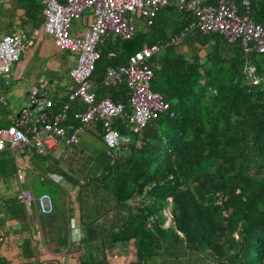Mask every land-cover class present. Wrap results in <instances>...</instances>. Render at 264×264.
I'll list each match as a JSON object with an SVG mask.
<instances>
[{"label":"trees","instance_id":"1","mask_svg":"<svg viewBox=\"0 0 264 264\" xmlns=\"http://www.w3.org/2000/svg\"><path fill=\"white\" fill-rule=\"evenodd\" d=\"M34 1L17 2L21 15L15 27L25 30L19 31L21 37L43 26L41 5ZM227 1L237 16L245 13L242 0ZM246 12L264 25V0H248ZM187 21L168 6L146 31L135 30L131 40L109 35L97 44L99 58L90 77L96 101L107 98L127 112L125 83L103 87L105 68L124 65L141 44L161 46ZM182 46L186 51L177 52ZM247 61L264 80V54L252 53ZM148 65L149 90L166 109L139 137L132 135L134 145L107 151L97 126L102 151L84 160L75 151L80 162L65 171L52 156H30L33 196L55 178L75 189L82 236L77 246H68L67 232L57 227L43 234V244L50 243L53 254L76 253L77 264H264L263 84L245 80L239 43L227 44L217 35L192 32L179 44L161 48ZM112 126L123 137L131 135L122 119ZM2 204L5 219L25 226L15 197ZM49 217H40L44 225ZM21 250L23 259L33 257L28 239Z\"/></svg>","mask_w":264,"mask_h":264},{"label":"built area","instance_id":"2","mask_svg":"<svg viewBox=\"0 0 264 264\" xmlns=\"http://www.w3.org/2000/svg\"><path fill=\"white\" fill-rule=\"evenodd\" d=\"M40 5L43 34L52 40L56 49L75 56V65L67 73L73 86L56 112L50 111L51 101L40 97L37 87H29L25 95L26 106L18 111L11 124L0 125V153L7 152L18 161L31 154L61 156L77 145L84 132L96 134L97 126L105 149L118 151L124 137L112 126L117 119H122L131 135L139 137L147 123L166 109L162 98L149 90L152 78L149 59L161 48L179 44L192 32L202 36L217 35L227 44L238 42L246 63L245 80L251 85L262 83L264 87V80L255 75L254 67L247 61L252 53L264 54V25L248 18V0L241 1L245 9L241 16H237L233 3L227 0H40ZM168 6L185 14L186 25L161 46L141 44L127 57L124 65L104 70L103 87L124 81L128 111L124 112L121 103H113L107 98L96 101L90 79L99 58L96 45L109 35L122 41L131 40L135 33L134 20H142L148 28L157 12ZM86 11L90 16L86 33L71 36L70 22L78 20ZM20 51L19 32L0 37V108L7 107L4 90L10 83L11 68ZM46 84L47 81L42 80L39 88ZM74 104L80 109L72 111ZM16 200L28 214L31 209L41 216L53 211L52 201L46 194L33 196L28 191H20ZM161 216L165 218L163 227H167L168 208L161 210ZM4 241L0 237V244Z\"/></svg>","mask_w":264,"mask_h":264},{"label":"crops","instance_id":"3","mask_svg":"<svg viewBox=\"0 0 264 264\" xmlns=\"http://www.w3.org/2000/svg\"><path fill=\"white\" fill-rule=\"evenodd\" d=\"M17 2L18 0H0V6H3L4 9L13 8L14 12H17L16 15L18 18L21 15V13L20 11L16 10V8L19 6ZM17 18H15V23H14L15 25L17 24L16 21ZM89 19L90 16L87 15V19L85 20V22H83L85 33L88 23L90 22ZM87 20H89L88 23ZM16 31L19 32L21 31V29L19 27H15L14 29L10 30L9 34H0V37L3 35H10ZM23 31L25 33V30ZM38 32L39 29L29 32L30 35L29 34L26 35L28 44L31 43L32 48H36V49L40 47V43H41V37L39 38L37 37ZM69 34L71 36L84 35V34H79L78 30L75 29L74 27H72L71 32L69 30ZM50 41H51L50 43L51 45L45 48V50L42 48V50L46 52V57L49 60L53 61L55 66L54 67L55 71L52 74H50L49 78L47 79V84L44 88L42 89L39 88L41 81L45 80L42 77H39L38 80H36L34 83L30 80L27 83L28 85L27 88L29 89V87L31 86L37 87L39 96L49 99L52 103L51 106L52 110L56 111L59 108V103L64 100L67 93L70 91V89L73 86V84L70 82V80L67 77V73L75 65V59H74L75 56L73 54L66 53L63 51L60 52L54 51L55 47L51 39ZM25 64H26V60L22 61V63H19L15 66L14 65L12 66L10 72V83L12 81L13 82L20 81L21 79L23 81L22 68L24 69ZM59 65L65 66L66 67L65 71H61ZM27 81H28V77H27ZM7 91L8 89L4 90L5 96H7ZM25 95L26 93L23 96L24 103H25ZM75 105L77 106V108L73 107ZM73 106L71 107L72 111L76 109L79 110L77 104H74ZM17 113L14 115V117L17 115ZM14 117L12 118V120L14 119ZM2 119L3 117L1 116L0 113V125H3ZM69 151L70 153L75 151L84 153L83 151L76 149V146L72 147ZM3 153L9 155L7 152H3ZM66 153L68 152H65L61 156L59 155L52 157L54 159H58L59 157H63ZM31 155H28L26 159H21L19 161V165L21 166L22 170L21 172L17 173L15 182L9 180L8 178L6 180L0 179V237H3L5 239V241L0 244V264H46V263L77 264L76 253H73L71 251L69 252L62 251L57 254L50 253L48 251V248L50 247V243H47V241H45L46 244L44 245L42 241L43 234L45 235L48 232L56 231L57 227H61L63 229L62 231L67 232L66 240L68 246L69 245L77 246L82 236L80 233L78 214L75 205H74L75 208H73L70 204L66 203L63 206L62 210H58L57 208L58 206H55V204L51 200L53 204V211L52 214L46 215V216H50L49 220L47 221L48 224L46 223V225L43 224L40 218L41 215H39L34 209H31L30 213L28 214L23 207L26 216L25 226H21L20 224L14 221H8L2 215L1 208L3 206L2 204L3 200L7 199L8 197L16 198V196L20 191H28L32 194L31 185L34 179L33 175L35 173L31 171V164L29 160ZM58 180H62V179L55 178V181L59 182ZM22 183L26 186L25 190H21L20 188H18V185H21ZM59 188L60 190H62L61 187ZM25 239H28L31 244L32 256H33L31 259H23L22 256L21 246H22V241Z\"/></svg>","mask_w":264,"mask_h":264},{"label":"rangeland","instance_id":"4","mask_svg":"<svg viewBox=\"0 0 264 264\" xmlns=\"http://www.w3.org/2000/svg\"><path fill=\"white\" fill-rule=\"evenodd\" d=\"M35 4H39L40 0H35ZM17 12H14V9H4L3 6H0V34H9L11 29L15 28V18H17ZM87 12L78 19L73 20L69 24V30L71 32L72 27L78 30L79 34H85V28L83 22L87 19ZM86 17V18H85ZM90 20V19H89ZM87 20V23L89 22ZM133 25L136 31L144 32L147 28L144 27V23L142 20H134ZM6 30V31H5ZM42 27H39V32L37 37H41V43L39 48H32L31 43L28 44L27 38L25 36L21 37V51L18 57V61L16 64L22 63V61L26 60V64L24 66L23 71V81H12L9 84L6 101L8 104L7 108L0 109L3 125H8L12 123V118L14 115L23 107L26 106V101L24 103L23 96L26 93L27 83L31 80L33 83L38 80L39 77H42L47 81L50 74L55 71V66L53 61L49 60L46 57L45 48L49 47L51 44L50 38L44 34H42ZM22 32V30H21ZM29 45V46H27ZM54 51L60 52L58 49L54 48ZM177 52H185V46L177 47ZM75 59V58H74ZM61 71H65V66H60ZM28 77V81H27ZM135 140L132 135H126L124 137L123 146H132L134 145ZM76 149L83 151L84 153L80 156L82 160L89 156V154L97 155L102 151V144L99 141V138L96 134H91L90 132H84L80 135L78 144L76 145ZM73 153L75 156H72ZM68 156L59 157L57 161L59 162V166L62 170H66L67 166H72L74 163H79V154L77 152H71ZM82 167V164L79 165V168ZM22 168L19 165L18 159L14 156H9L7 154L0 155V179L6 180L7 178L13 182L16 180V175L18 172H21ZM51 180L52 183L61 187L62 190H58L53 186L51 182H47L45 185L40 187V192L47 194L50 199L53 201L55 206H58V210H62L63 206L68 203L73 208H75L74 204V193L75 189H70L63 180ZM59 183V184H58ZM11 184V183H10ZM16 185V184H15ZM18 188L21 190H25L26 186L22 183L18 185ZM57 231V230H56ZM118 261V260H117Z\"/></svg>","mask_w":264,"mask_h":264},{"label":"water","instance_id":"5","mask_svg":"<svg viewBox=\"0 0 264 264\" xmlns=\"http://www.w3.org/2000/svg\"><path fill=\"white\" fill-rule=\"evenodd\" d=\"M30 109H31V108H30ZM16 116H17V115H16ZM241 245H242V243L239 244L238 252L240 251Z\"/></svg>","mask_w":264,"mask_h":264}]
</instances>
